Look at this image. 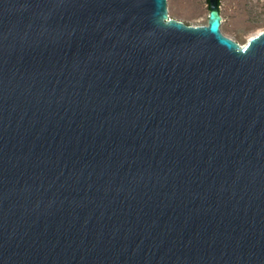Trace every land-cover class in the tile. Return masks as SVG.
Returning a JSON list of instances; mask_svg holds the SVG:
<instances>
[{"label":"water","instance_id":"water-1","mask_svg":"<svg viewBox=\"0 0 264 264\" xmlns=\"http://www.w3.org/2000/svg\"><path fill=\"white\" fill-rule=\"evenodd\" d=\"M166 0H0V264H264V29Z\"/></svg>","mask_w":264,"mask_h":264},{"label":"rangeland","instance_id":"rangeland-1","mask_svg":"<svg viewBox=\"0 0 264 264\" xmlns=\"http://www.w3.org/2000/svg\"><path fill=\"white\" fill-rule=\"evenodd\" d=\"M168 16L190 25L207 22V0H166ZM222 33L240 44L264 29V0H219Z\"/></svg>","mask_w":264,"mask_h":264},{"label":"trees","instance_id":"trees-1","mask_svg":"<svg viewBox=\"0 0 264 264\" xmlns=\"http://www.w3.org/2000/svg\"><path fill=\"white\" fill-rule=\"evenodd\" d=\"M218 5H219V0H218Z\"/></svg>","mask_w":264,"mask_h":264},{"label":"bare ground","instance_id":"bare-ground-1","mask_svg":"<svg viewBox=\"0 0 264 264\" xmlns=\"http://www.w3.org/2000/svg\"><path fill=\"white\" fill-rule=\"evenodd\" d=\"M221 26V25H220ZM220 31H221V29H220ZM222 32V31H221Z\"/></svg>","mask_w":264,"mask_h":264}]
</instances>
